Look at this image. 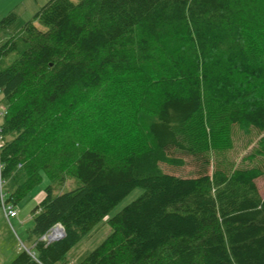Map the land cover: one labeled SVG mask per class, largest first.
<instances>
[{"label":"trees","instance_id":"trees-1","mask_svg":"<svg viewBox=\"0 0 264 264\" xmlns=\"http://www.w3.org/2000/svg\"><path fill=\"white\" fill-rule=\"evenodd\" d=\"M249 8L240 0H49L0 43V208L16 205L44 174L51 180L32 209V247L8 264H67L102 223L109 231L78 264H264L263 169L227 174L210 146L211 135L236 125L264 132L260 86L224 103L213 72L229 70L213 68L210 56L231 40L230 29H252L244 33L252 58L234 71L264 85L253 42L264 20L252 28L243 12L260 14ZM15 20L11 13L0 26ZM142 29L153 38H141ZM152 63L167 70L147 75ZM137 73L145 91L131 125L106 131L111 154L105 140L83 142L82 128H66L74 89ZM181 77L185 88L174 82ZM186 166L191 173L179 174ZM71 177L78 184L57 193ZM136 188L141 194L111 216ZM58 225L65 235L49 241Z\"/></svg>","mask_w":264,"mask_h":264},{"label":"rangeland","instance_id":"rangeland-1","mask_svg":"<svg viewBox=\"0 0 264 264\" xmlns=\"http://www.w3.org/2000/svg\"><path fill=\"white\" fill-rule=\"evenodd\" d=\"M47 1L49 0H0V21L11 13L16 15V20L12 24L5 27L0 26V43L16 33L27 20L32 19L41 6L47 3ZM240 1L244 9H251L249 7L252 6L256 11H259L260 19L257 14H253V11H250L248 15L243 12L244 9H241L240 13L242 15L244 13L247 19L250 18V21L247 20L248 24L252 28H256L257 22L259 20L263 22L262 20H264V13L262 12L264 10V0ZM251 2H253V4H250ZM247 32L253 33V30L244 27H238L235 28V30H233V28L230 29L229 33L231 34V40L229 39V42H226L222 46L220 45L218 50L219 53L216 51L210 52V56H215L212 61V64L214 63L213 68L220 69L219 67L222 66V69L225 71L226 68L229 70V72H224L223 70L220 73L213 72V74H216L214 83H220L219 86H217L219 87L217 90L223 95V99H221L224 103H228V101L233 102V100L227 99L236 98L235 96L238 97L237 92L245 87L260 86V89L264 92V85H261V82L257 80L255 74L245 72L242 76L235 75L237 71L234 70H241L234 66L240 65L245 59L252 58L251 51L254 48L251 47V44L246 45L247 38L244 33ZM254 32L259 33L256 34L253 39L255 48L257 47L258 49L256 50V57L258 59L264 58V47L261 46L264 40V27L256 29ZM139 33L141 38H153L154 35L145 29H142V32L140 31ZM183 38L185 37L183 36ZM157 42L159 44V40ZM191 52L194 55V51L191 50ZM187 59L188 58H185L186 62L180 61L183 62L180 63V65L186 69ZM162 60H165V58L162 57ZM151 65H149L146 71L147 75L150 76L155 74V72L160 74L167 70L163 65H160V67H157L156 63H152ZM176 66L174 65V67ZM169 71L172 70L170 69ZM208 74H210L209 71ZM210 76L212 77V72ZM104 78L106 81L105 88L83 87L74 89L73 94L71 93L69 96V99L74 101V104L66 108L67 113L63 116V119H65L66 128L70 130L82 128L81 137L83 142L105 140L107 143L104 144V147L107 149L106 151L111 154L113 149L108 144L109 141L106 136V131L119 129L120 125L125 128L127 127L130 114L138 109L137 107L140 105L141 100H139V98L143 91H145L141 86V82L144 81V75H142V73H137L135 75L125 74L124 76L106 75ZM174 82H178L177 84L180 85V88H185L182 77L178 80L175 79ZM150 90L151 89L147 92L149 93ZM154 90L157 89L155 88ZM158 91L159 90H157V92ZM122 100L125 102L123 106L121 104ZM126 102L128 104H126ZM131 103H133V105ZM210 105L214 106L212 100H210ZM227 107H229V105ZM204 110L208 118V107L206 105ZM129 125H131L130 122ZM263 139L264 132H259L255 128H249L247 125L241 127L236 125L233 128L229 127L221 135H211L210 146L212 147L211 152L214 156L215 166H219L222 168L221 170L227 174H232L236 169L247 168L248 166L256 165L262 168L263 172L257 177L256 182L261 194L264 196ZM184 168L186 169L184 172L179 171L178 173L184 174L187 170L191 173V168L188 166ZM78 182L79 181L73 177L68 178L65 183L67 184L66 187L56 188V192L59 193L65 189H71L75 184L77 185ZM50 183V178L44 174L41 181L32 188L21 201L13 206L19 214L16 218L13 217L7 220L4 214V208H0V264L10 263L16 257L21 246L28 248L32 247V240L30 239L29 233V230L34 225L32 209L44 198L45 187ZM142 191L141 188L134 189L114 207L110 215L113 216L116 214L125 205L137 198ZM1 214L5 219H2ZM108 231L109 226L107 224L102 223L98 225L92 234L85 238L78 248L72 252L67 264H78L102 241Z\"/></svg>","mask_w":264,"mask_h":264},{"label":"water","instance_id":"water-1","mask_svg":"<svg viewBox=\"0 0 264 264\" xmlns=\"http://www.w3.org/2000/svg\"><path fill=\"white\" fill-rule=\"evenodd\" d=\"M65 235V229L62 225L55 227L46 237L49 241L56 240Z\"/></svg>","mask_w":264,"mask_h":264},{"label":"built area","instance_id":"built-area-1","mask_svg":"<svg viewBox=\"0 0 264 264\" xmlns=\"http://www.w3.org/2000/svg\"><path fill=\"white\" fill-rule=\"evenodd\" d=\"M5 214L8 218H13L16 217L18 215L17 210L13 207V206H8L6 208H4Z\"/></svg>","mask_w":264,"mask_h":264},{"label":"crops","instance_id":"crops-1","mask_svg":"<svg viewBox=\"0 0 264 264\" xmlns=\"http://www.w3.org/2000/svg\"><path fill=\"white\" fill-rule=\"evenodd\" d=\"M18 215H19V214H18ZM1 216H2V219H5V217H6V215H5V217H4L2 214H1ZM32 216H33V215H32ZM16 217H17V216H16ZM16 217H15V218H16ZM6 218H7V217H6ZM33 218H34V217H33ZM10 219H11V218H10ZM10 219L7 218V220H10ZM17 223H18V222H17ZM18 225H19V223H18ZM31 240L33 241L34 239H31ZM32 245H33V244H32ZM19 250H20V249H19ZM17 254H18V253H17Z\"/></svg>","mask_w":264,"mask_h":264}]
</instances>
